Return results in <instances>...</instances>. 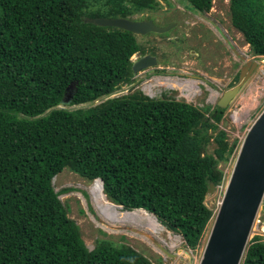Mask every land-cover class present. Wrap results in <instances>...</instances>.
Masks as SVG:
<instances>
[{
	"label": "trees",
	"instance_id": "obj_1",
	"mask_svg": "<svg viewBox=\"0 0 264 264\" xmlns=\"http://www.w3.org/2000/svg\"><path fill=\"white\" fill-rule=\"evenodd\" d=\"M184 1L198 13L213 3ZM159 5L0 0V264H161L127 243L86 244L53 185L66 168L102 178L123 210L143 208L191 248L200 245L214 215L206 203L210 184L222 181L219 165L237 146L219 126L226 108L204 110L141 89L110 97L133 81L132 56L151 51L138 34L87 20L135 19ZM230 8L233 25L264 55V0H230ZM243 264H264L261 235L249 240Z\"/></svg>",
	"mask_w": 264,
	"mask_h": 264
},
{
	"label": "rangeland",
	"instance_id": "obj_2",
	"mask_svg": "<svg viewBox=\"0 0 264 264\" xmlns=\"http://www.w3.org/2000/svg\"><path fill=\"white\" fill-rule=\"evenodd\" d=\"M159 3L157 9L147 10L134 16L135 19H153L156 24L161 26L177 23L165 33L150 32L145 35H137L139 42L148 51H151L147 54L157 57L158 65L135 73L133 81L121 85L111 97L127 94L136 89L143 91L145 82L153 80L157 76L179 74L185 78H194L199 81L198 94L191 99V103L204 110L213 109L228 88L240 83L238 69L244 66L245 61L251 60L259 63L244 88L226 108L219 123L220 128L227 132L230 141L237 140V146L230 159L220 163L219 166L224 171L223 179L217 184L215 190L207 195L206 203L213 208L214 215L207 225L200 245L195 249L191 248L181 234L174 233L163 225L166 228L163 237L167 240L168 246L171 245L169 233L173 237L179 238L172 248L178 255L169 257L139 232H134L125 226L111 225L97 212L89 189L96 181L86 179L66 168L54 178L53 185L55 190L60 193L62 201L67 205L69 216L78 223L82 237L90 248H93L99 239H109L118 244L127 243L133 246L154 263L199 264L214 217L226 191L245 135L244 132L249 126L251 127L264 110V55L254 54L243 33L233 25L230 0H213L211 9L200 15L193 11H187L189 6L185 7L184 0H159ZM217 20L220 21V24ZM142 55L141 52L135 53L132 56V61L134 62ZM255 85H259V91L256 90ZM212 90L217 92V96L211 95ZM250 90H253L257 95V106L249 107L245 115L246 123L235 125L229 117L230 110L240 102H244V99L249 97ZM179 93L178 89L166 90V86L161 84L154 86V92L150 97L167 95L188 101L186 97H179ZM100 101L102 98L78 106L94 105ZM215 147L216 143L211 141L208 151L214 153ZM224 180L225 182H223ZM64 188H69V190L65 191ZM256 235H261L264 238V201L255 220L250 240Z\"/></svg>",
	"mask_w": 264,
	"mask_h": 264
},
{
	"label": "water",
	"instance_id": "obj_3",
	"mask_svg": "<svg viewBox=\"0 0 264 264\" xmlns=\"http://www.w3.org/2000/svg\"><path fill=\"white\" fill-rule=\"evenodd\" d=\"M87 20L100 26L119 27L138 35H145L150 32L165 33L177 24L173 22L167 26H161L156 24L153 19H132L129 17L99 16L89 17ZM158 63L157 57L152 54H145L133 62V70L138 73L147 68L156 67ZM258 65L259 63L256 61H245L240 71V83L228 88L217 104L223 108H228L244 88ZM72 93L73 90L69 86L63 98L65 103L71 101ZM96 180L102 182L104 190L103 179L97 178ZM215 188L216 184L211 182L209 193H212ZM263 201L264 110L252 124L241 144L199 264H243L253 226ZM117 206L122 208V205ZM153 243L169 257L178 255L171 246L156 239Z\"/></svg>",
	"mask_w": 264,
	"mask_h": 264
},
{
	"label": "bare ground",
	"instance_id": "obj_4",
	"mask_svg": "<svg viewBox=\"0 0 264 264\" xmlns=\"http://www.w3.org/2000/svg\"><path fill=\"white\" fill-rule=\"evenodd\" d=\"M144 88L150 92H154V86L156 85H168L171 87L181 86L186 87L188 90H196L199 81L194 78L186 79L185 81L176 80L173 77L165 76L159 77L157 76L153 80L145 82ZM211 95L213 97L217 96V92L212 90ZM246 100L245 114L247 113L249 107ZM92 194V199L95 203V208L97 212L111 225H121L132 229L134 232H139L142 234L144 238L149 239L151 242L154 239L162 242L165 245H168L167 240L163 237V233L166 231V228L161 224L155 214L143 209L137 208L135 210H123L113 202H111L106 196L102 182L100 180H96L95 184L89 188ZM139 234V235H140ZM169 239L171 240V247L173 248L177 241L178 237H173L171 233H169Z\"/></svg>",
	"mask_w": 264,
	"mask_h": 264
},
{
	"label": "built area",
	"instance_id": "obj_5",
	"mask_svg": "<svg viewBox=\"0 0 264 264\" xmlns=\"http://www.w3.org/2000/svg\"><path fill=\"white\" fill-rule=\"evenodd\" d=\"M165 76H169L168 74H163ZM164 76V77H165ZM159 77H162V76H159ZM170 77H173L174 79L176 80H180V81H185L186 79H189V78H185L183 76H180L179 74L176 75V76H170ZM156 78V77H155ZM145 86V85H144ZM166 86V90H171V89H178L180 91L179 93V97H186L188 99L187 102H191V99L193 97H195L197 94H198V88H199V83H198V86L196 88V90H188L185 86L184 87H181V86H175V87H171V86H168V85H165ZM255 88L256 90L259 91V85H255ZM143 91L145 94L151 96L153 93L146 90L145 88H143ZM245 99H248L247 103L248 105H251V106H257V102H258V98H257V95L256 93L253 92V90H250V93H249V97L248 98H245ZM244 99V102H240L239 105H236V107L234 109H231L230 110V113H229V117L231 118L232 122L235 124V125H241V124H244L246 123V119H245V107H246V100ZM248 112V111H247ZM252 126V125H251ZM250 126L245 130V135L243 136V139H242V142L243 140L245 139V137L247 136L249 130H250ZM242 144V143H241ZM225 182V180L223 181ZM218 185H216L217 187ZM223 199V198H222Z\"/></svg>",
	"mask_w": 264,
	"mask_h": 264
},
{
	"label": "flooded vegetation",
	"instance_id": "obj_6",
	"mask_svg": "<svg viewBox=\"0 0 264 264\" xmlns=\"http://www.w3.org/2000/svg\"><path fill=\"white\" fill-rule=\"evenodd\" d=\"M186 9V8H185ZM187 11H190V12H194V13H197L198 15H200V14H203V13H205V12H200V13H198V12H195L194 10H192L191 8H189V9H187ZM208 12V11H207ZM217 22L220 24V21H218L217 20ZM245 64V63H244ZM241 69H242V67H240L239 69H238V72L240 73V71H241Z\"/></svg>",
	"mask_w": 264,
	"mask_h": 264
},
{
	"label": "clouds",
	"instance_id": "obj_7",
	"mask_svg": "<svg viewBox=\"0 0 264 264\" xmlns=\"http://www.w3.org/2000/svg\"><path fill=\"white\" fill-rule=\"evenodd\" d=\"M186 7V6H185ZM112 95V94H111ZM111 95H110V97H111ZM56 177V176H55Z\"/></svg>",
	"mask_w": 264,
	"mask_h": 264
}]
</instances>
